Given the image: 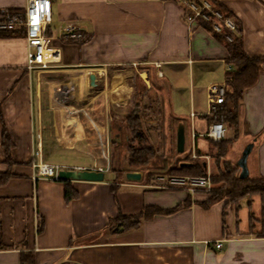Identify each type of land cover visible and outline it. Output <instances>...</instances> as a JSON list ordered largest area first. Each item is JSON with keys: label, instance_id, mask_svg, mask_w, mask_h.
<instances>
[{"label": "crops", "instance_id": "crops-1", "mask_svg": "<svg viewBox=\"0 0 264 264\" xmlns=\"http://www.w3.org/2000/svg\"><path fill=\"white\" fill-rule=\"evenodd\" d=\"M52 1L56 27L51 22L49 36L51 47L60 51V60L46 74H35L25 67L24 27L0 37V175L9 170L4 161L2 120L13 142L14 158L11 173L0 178V264H21L22 253L33 254L34 264H264V193H248L238 201L219 200L204 206L205 195L141 184L143 177L140 181L124 177L119 182L112 175L107 180V171L100 181L33 178V146L39 145L42 138L45 150L51 136L42 110L44 78H50L49 90L55 102L56 94L60 95L51 120L52 137L56 138L64 133L65 121L60 130L58 120L60 111L73 114L84 110L64 105L65 97H85L87 83L92 87L91 74L96 80L92 88L101 85L96 96L108 101L111 95L106 90L115 92L117 99L111 98V103L117 106L122 98V105L133 97L135 100L134 84L128 82L135 77L148 86L150 77L155 78L159 93L169 90L170 97L182 91L184 78L189 79L194 99H190L188 116L177 118L184 132L188 127L191 149L185 156L203 161L207 170L209 142L213 141L206 130L216 112L208 114L207 87L225 84L227 90L228 71L233 68L226 45L200 21L189 24L179 0ZM220 1L241 29L247 55L264 59V0ZM26 3L0 0V11L24 9ZM70 23L80 28L83 38L62 35V28ZM84 72L85 81L80 86L77 76L75 82L71 81L73 73ZM78 92L80 96L74 94ZM237 111L238 132L225 123L223 140L232 141L225 157L240 153L236 157L239 160L243 148L253 144L247 156L249 176L264 178V61L256 82L244 89ZM106 117L113 120L114 112ZM230 129L235 135L230 136ZM78 130L82 135L81 122ZM193 147L198 158L190 156ZM232 163L237 165V161ZM68 184L78 194L70 200L64 195ZM148 206L175 210L141 219L139 226L131 228L110 222L120 213L136 214ZM218 241L221 246L217 248Z\"/></svg>", "mask_w": 264, "mask_h": 264}, {"label": "rangeland", "instance_id": "rangeland-1", "mask_svg": "<svg viewBox=\"0 0 264 264\" xmlns=\"http://www.w3.org/2000/svg\"><path fill=\"white\" fill-rule=\"evenodd\" d=\"M52 27H56V22H52ZM54 34H57L56 32ZM56 37V35H55ZM43 70L40 71V75L46 74L47 71ZM35 74L38 73V71H33ZM48 74V73H47ZM109 88L111 85L112 77L109 74ZM136 78V77H135ZM48 78H44L43 81V92H42V110H43V118L45 119L46 124V131L47 133H50L51 136L46 141V149L43 150L44 153V160L50 163H63L68 166H109V170L105 173V179L111 180L112 175H118L121 174L119 172H122V176L118 178L117 180L119 182L124 180V173L128 170H135L140 171L141 173H146L147 168L151 169L152 172H156L157 169H155L157 166L159 169H168L171 167V165H174L178 163V160H182L185 157V153L191 149L190 142H189V132L188 127L186 126L185 132H186V139H185V151L180 153L177 150L176 142H177V133L176 130L179 126V120L178 116H188V113L191 108L190 99L193 98V93L191 96V81L187 78H184L181 82V89L182 91L175 95V93L171 94L170 97L169 90L167 92H160L158 89L157 81L155 78L150 77V86H148L144 80H142L146 87L148 94L145 98H143L142 106L138 107V101H136V98L134 100V97L132 99L127 100L125 102V105H122L124 98H122L120 105L117 106V104L111 103V98L116 100L117 97L115 96V92L107 91L108 95H111L110 98H108V101H105V97H98L96 96L98 93V89H101V85H99V88L93 89L90 87L89 83H87L88 92L85 91L86 96L83 97L81 100L75 99L71 97L69 94L66 99L64 100V104L66 106L70 105L71 107L75 109H82L84 110L79 112H74L73 115L77 117V120L81 122V125L83 127V133L82 135H72L68 136L69 134L74 131L76 128L73 126L72 123H66L63 122V131L65 134V137L68 138L69 143L65 142L61 135L56 138V135L52 137V132L54 133V124L51 122L52 118H54V114L57 110V107L59 106L58 103L55 102L54 95H52L51 91L49 90V81ZM142 79V78H141ZM131 84L135 83V79L133 81H128ZM162 85L167 88L166 81L162 79ZM119 88H121L119 86ZM125 87H123L122 90H124ZM65 91V90H64ZM138 91L134 88V96ZM176 96V97H175ZM50 98L52 99V106L50 108ZM157 100L158 103H155L156 108L154 107L152 110L148 109L145 111V108H143L145 105H149L152 100ZM202 102L204 101V97L201 96L200 99ZM177 101V102H176ZM165 104H166V111H165ZM45 105V106H43ZM179 106L181 108H179ZM205 106V105H204ZM202 104V109L205 107ZM114 107V108H113ZM163 108L162 112L161 109ZM74 109V110H75ZM113 109L118 110V112L113 111ZM108 111L109 114H108ZM125 111H127L125 113ZM104 112V113H102ZM114 112V116L116 117L115 120L107 118V115H111ZM166 112V113H165ZM111 113V114H110ZM125 113V114H124ZM139 114L140 120H142V130L144 134H146V142H137V141H130L128 136H131L128 129H127V121L125 118L126 116ZM147 114V116H146ZM171 114V115H170ZM176 117V118H175ZM96 122L100 128H96V125L92 122ZM183 121V120H182ZM222 121V118H221ZM124 123V124H123ZM119 124L124 125L123 129L118 131ZM113 127V128H112ZM110 130V131H109ZM231 130V129H230ZM232 131V130H231ZM121 133V134H120ZM122 135L123 142L120 141V143L112 142V137H115L117 140H120V136ZM235 135L234 130L232 131L230 136ZM64 136V135H63ZM62 137V138H61ZM54 138V140H53ZM66 143V144H65ZM209 149H210V166L209 169L206 170V173H209L211 175L217 174L220 170H223L226 167V162L230 161L231 163L234 161L238 163L239 160L236 159L237 156L240 155V153H233L231 154V158L233 159H226L227 155L229 154V150L225 156H219L220 146L215 144L214 142H209ZM249 144H247L245 147H247ZM37 146V145H35ZM134 146L136 148L141 146H151L155 150V156L151 160L150 165H147L145 167L134 168L129 165V156H130V149L129 147ZM106 150V153L109 155V161L104 156V150ZM245 148H243L244 150ZM242 150V152H243ZM241 152V154H242ZM233 164V163H232ZM157 174H165L168 176L175 175V176H186L183 174H176V173H157ZM157 174L153 173L149 176L148 181H145L142 179L141 184L148 183V184H157L160 183V181L157 179ZM151 178V179H150ZM167 178V177H166ZM165 181V180H164ZM221 183L214 184L215 186L220 185ZM181 188L175 189V190H183L186 191V186L180 185ZM213 187V186H212ZM174 189V188H172ZM171 189V190H172ZM213 189V188H212ZM199 194V195H205L206 197H209L208 191L205 190H199L193 194ZM192 194V193H191ZM226 202L230 203L228 198L223 199ZM238 201V200H236Z\"/></svg>", "mask_w": 264, "mask_h": 264}, {"label": "trees", "instance_id": "trees-1", "mask_svg": "<svg viewBox=\"0 0 264 264\" xmlns=\"http://www.w3.org/2000/svg\"><path fill=\"white\" fill-rule=\"evenodd\" d=\"M213 2L214 6L219 9L224 15H228L232 17L231 12L227 9V7L220 0H210ZM10 11L15 12H23L24 9H9ZM204 24V23H203ZM206 28H210L209 25L204 24ZM239 29V28H238ZM15 30H1L0 29V37H7L9 35H13ZM50 27L47 31L49 34ZM215 36L226 45L228 51V62L232 65V69L228 71V80L227 85L228 89L225 93V101L222 105H219L214 116H212L211 120L219 121L222 118L224 124L227 122L229 127H233L236 132L237 130V122H238V103L242 96V93L245 88L252 86L260 73L261 64L264 61L262 58L258 57H249L245 50V43L243 41V37L241 34V29L238 30L236 34H232V40H227L226 35L228 32H222V34L214 33ZM134 88L138 91L135 95L136 101H138L137 106H142V101L145 95L148 94L147 87L145 83L142 81L140 77L135 78ZM228 100V101H227ZM155 103H158L157 100H152L149 105H145V111L148 109H153ZM163 108L161 109L162 112ZM147 116V114H146ZM115 116L113 120H115ZM127 121V129L131 136H128L130 141H137L139 143L146 142V134H144L142 130V120H140L139 114L130 115L128 114L125 118ZM124 124V123H123ZM2 140H3V148L4 154H6L4 161L8 164L9 170L2 175L0 178L3 179L6 175L11 173L10 167L14 163V158L11 154V148L13 145L12 140L10 139V135L2 120ZM124 125L121 126L119 124L118 131L123 129ZM113 128V127H112ZM110 131V130H109ZM121 134V133H120ZM120 140H117L115 137H112V144L114 142L120 143L123 142L122 135L119 137ZM215 144L220 146L219 156L223 157L227 154L229 148L231 147V140H221V141H213ZM36 145V144H35ZM130 156H129V165L137 168L145 167L150 165L151 160L155 156V150L151 146H141V147H129ZM189 161L191 164L181 166V162ZM179 162L171 165L168 169H159L158 166L156 172H152L151 169L147 168L146 173H143V179L148 181L149 176L153 173H176L183 175H191V176H200L206 174V168L201 160H194L187 156H185L182 160H178ZM226 167L223 170H220L217 174L211 175L213 189L209 193V197L206 200L202 201L204 206H210L211 204L216 203V201L223 200L228 198L229 201H236L242 199L246 194H258L264 193V178H251L249 175L241 177L240 176V168L237 165H233L230 161L226 162ZM123 172V171H122ZM121 174L116 175V178H120ZM151 179V178H150ZM221 183L220 185L215 186L214 184ZM64 195L68 200L72 199V197L77 196V192L73 187L68 184L64 189ZM173 209H164L160 206H148L145 207L142 211L136 214L124 215L120 213L116 219L110 220L111 224H115L116 222H121L124 225V228H131L139 226L143 219L149 218L154 214L164 213L169 214L172 213ZM142 219V220H141ZM34 255L29 253H22L21 264H34Z\"/></svg>", "mask_w": 264, "mask_h": 264}, {"label": "built area", "instance_id": "built-area-1", "mask_svg": "<svg viewBox=\"0 0 264 264\" xmlns=\"http://www.w3.org/2000/svg\"><path fill=\"white\" fill-rule=\"evenodd\" d=\"M178 1V0H177ZM183 3L187 22L192 24L193 21H200L201 23L210 26L215 33L222 34L228 32L227 40H232V34L238 32V24L233 17L224 15L217 9L210 0H179ZM53 1L52 0H27L23 12L10 11L9 9L0 11V29L1 30H17L22 27L25 28V39L27 42V61L25 67L29 72L51 69L52 65L60 60V51L51 47L52 37L47 33L53 18ZM63 36L79 39L83 38L80 28L70 23L62 28ZM53 50V51H51ZM55 50V51H54ZM48 51H51L49 54ZM231 67L229 66V69ZM37 73V74H38ZM207 90V99L209 102L208 114H212L219 105L224 103L226 87L225 84H210ZM194 115V113H192ZM206 135L212 141H221L226 137V126L223 121L217 120L212 122L206 130ZM40 144L33 146L32 150V168H34L33 178H47L51 180H59V171L61 169H85L92 168L106 172L109 166H68L62 163H50L44 160L43 142L39 139ZM104 150V156L109 161V155ZM192 158H198V154L193 147L190 154ZM167 177V178H166ZM160 183L149 184L152 187H161L165 189H178L180 185L186 186L190 193H195L199 190L210 192L212 190L211 174L206 173L200 176H175L157 174V179ZM165 180V181H164ZM217 248L221 246V242L216 243Z\"/></svg>", "mask_w": 264, "mask_h": 264}, {"label": "water", "instance_id": "water-1", "mask_svg": "<svg viewBox=\"0 0 264 264\" xmlns=\"http://www.w3.org/2000/svg\"><path fill=\"white\" fill-rule=\"evenodd\" d=\"M89 79L91 80V85L94 87L96 85L95 75L91 74L89 76ZM177 142L176 147L178 152L182 153L185 151L184 143H185V132H184V126L182 123L179 124L177 128ZM253 147V144H249L245 149L243 150L241 157L237 163L240 170V176H248L249 172L247 169V156L250 153L251 149ZM181 166L189 165L191 164L189 161L181 162ZM206 163H204V166ZM59 177L63 180H71V179H77V180H91V181H100L104 178V172L101 170H95L92 168H85V169H61L59 171ZM124 177L128 180H134V181H140L142 179V173L140 171L135 170H128L124 173Z\"/></svg>", "mask_w": 264, "mask_h": 264}, {"label": "bare ground", "instance_id": "bare-ground-1", "mask_svg": "<svg viewBox=\"0 0 264 264\" xmlns=\"http://www.w3.org/2000/svg\"><path fill=\"white\" fill-rule=\"evenodd\" d=\"M85 73L86 72H84V74H82V75H80V74H77V73H73L74 75H72L73 76V78L71 79V81L72 80H74V82H75V78H76V76L78 77V80H76L77 82H78V85L80 86L81 85V83H83L84 81H85ZM77 74V75H76ZM142 76L143 77H146V76H144V73H142ZM66 81V80H65ZM87 82V81H86ZM68 86V85H67ZM74 94H77V96H80L81 94L78 92V93H74ZM53 95V94H52ZM60 99V95H57L56 94V102L58 103L59 100ZM65 105V104H64ZM69 112V111H68ZM65 118H66V120H65ZM58 120H59V123H60V130H61V124H62V121H65L66 123H72V124H74V125H76V128H75V130H74V132H73V134L75 135H79V133H78V129H79V126H80V122H78V120H77V117L75 116V115H73L72 113H70V114H65L62 110L60 111V114H59V117H58ZM62 137H64L63 136V134L61 135ZM61 137V138H62ZM65 142H67V143H69V141L70 140H68V138L67 137H64V139H63ZM66 144V143H65Z\"/></svg>", "mask_w": 264, "mask_h": 264}]
</instances>
